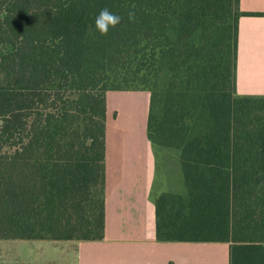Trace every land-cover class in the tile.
<instances>
[{"label": "trees", "instance_id": "obj_1", "mask_svg": "<svg viewBox=\"0 0 264 264\" xmlns=\"http://www.w3.org/2000/svg\"><path fill=\"white\" fill-rule=\"evenodd\" d=\"M240 1L0 0V239L105 238L108 93L144 90L157 239L264 264V96L237 93ZM104 8L122 17L107 36Z\"/></svg>", "mask_w": 264, "mask_h": 264}, {"label": "crops", "instance_id": "obj_2", "mask_svg": "<svg viewBox=\"0 0 264 264\" xmlns=\"http://www.w3.org/2000/svg\"><path fill=\"white\" fill-rule=\"evenodd\" d=\"M237 93L264 96V0H241ZM110 91L108 110L113 94ZM120 176L106 199L103 240L0 239V264H230L227 242L159 241L154 189L157 158L146 124L138 136L120 120ZM148 118V114H147ZM124 125V126H123ZM131 139L130 141H128ZM109 145V141H108ZM108 161L111 168L110 145ZM120 157V156H119Z\"/></svg>", "mask_w": 264, "mask_h": 264}, {"label": "rangeland", "instance_id": "obj_3", "mask_svg": "<svg viewBox=\"0 0 264 264\" xmlns=\"http://www.w3.org/2000/svg\"><path fill=\"white\" fill-rule=\"evenodd\" d=\"M139 95H142L144 101L146 102V104L144 103L145 113H144V120H143V125H145L146 120H147L148 110H149V103H150L149 91H144V90L143 91H131V92H126L125 94H113L111 96V108L109 110V113L111 116L116 114L115 122L113 123V125H111L110 129L108 130V141H109L110 152H111L110 159L112 158L111 174H112L113 182H115L114 180H116L120 176L119 158L121 161V156H122L121 151L123 150V147L121 145V151H120L119 144H121V140L123 139L124 134H125V131L119 122V117L121 115L120 121L125 125V114L128 115L129 110H131V107L129 106L130 99L131 100H133L134 98L136 99L139 97ZM146 133L147 131L145 133L143 132L142 136L145 137ZM126 135L127 136L130 135V131H128L127 129H126ZM130 140L131 139H129L128 141ZM156 158H157V155H156ZM113 182H112V186H113ZM165 189H166L165 176L162 173V170H158V179H157V183L155 185V189L153 192L155 198L159 196V194H161Z\"/></svg>", "mask_w": 264, "mask_h": 264}, {"label": "clouds", "instance_id": "obj_4", "mask_svg": "<svg viewBox=\"0 0 264 264\" xmlns=\"http://www.w3.org/2000/svg\"><path fill=\"white\" fill-rule=\"evenodd\" d=\"M130 21L135 20V12L128 13ZM122 22V17L111 12L109 9H102L95 18V28L103 36H107L110 30H114Z\"/></svg>", "mask_w": 264, "mask_h": 264}, {"label": "bare ground", "instance_id": "obj_5", "mask_svg": "<svg viewBox=\"0 0 264 264\" xmlns=\"http://www.w3.org/2000/svg\"><path fill=\"white\" fill-rule=\"evenodd\" d=\"M144 103L146 104L142 95H139L136 99H130L129 106L131 110H129L128 115L125 114V125L134 136H138L141 126L143 125L145 113Z\"/></svg>", "mask_w": 264, "mask_h": 264}]
</instances>
